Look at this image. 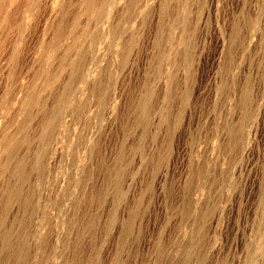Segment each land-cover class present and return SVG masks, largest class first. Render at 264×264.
Returning a JSON list of instances; mask_svg holds the SVG:
<instances>
[{"label":"rangeland","instance_id":"374dc122","mask_svg":"<svg viewBox=\"0 0 264 264\" xmlns=\"http://www.w3.org/2000/svg\"><path fill=\"white\" fill-rule=\"evenodd\" d=\"M0 264H264V0H0Z\"/></svg>","mask_w":264,"mask_h":264},{"label":"bare ground","instance_id":"6f19581e","mask_svg":"<svg viewBox=\"0 0 264 264\" xmlns=\"http://www.w3.org/2000/svg\"><path fill=\"white\" fill-rule=\"evenodd\" d=\"M60 33H61V32H60ZM58 36H59V34H58ZM59 38H60V37H59ZM247 93H249V91H247ZM248 96H249V95H247V97H248ZM247 97H246V98H247ZM247 99H248V98H247ZM245 104H247V103H245ZM147 105H149V102H148V101H147L146 103H145V102L143 103V106H144V107L147 106Z\"/></svg>","mask_w":264,"mask_h":264}]
</instances>
